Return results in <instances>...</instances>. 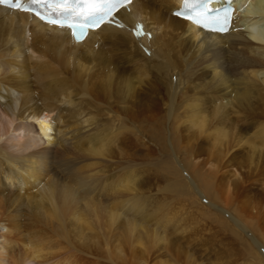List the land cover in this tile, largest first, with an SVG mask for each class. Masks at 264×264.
I'll return each mask as SVG.
<instances>
[{
    "label": "bare ground",
    "instance_id": "6f19581e",
    "mask_svg": "<svg viewBox=\"0 0 264 264\" xmlns=\"http://www.w3.org/2000/svg\"><path fill=\"white\" fill-rule=\"evenodd\" d=\"M181 3L132 0L116 12L118 26L102 24L80 41H74L66 27L0 5V66L13 68L0 77V179H17L27 186L45 181L47 176L35 193L20 188L13 197L0 188V231H16L7 232L6 237L3 232L9 241L0 243L9 246H0V264H46L50 260L78 264L76 258L75 262L71 259L73 251H56L60 241L52 239L41 225H45L44 219L50 220L49 228L54 226L65 235L71 228L67 225L83 219L80 212L84 210L93 212H88L94 214L91 218L104 213L103 217L98 213L101 219L94 223L103 235L109 258L124 264L140 263L149 249L165 246L169 228L182 229L180 211L165 200H150L142 194L143 176L135 168L107 179L108 203L93 196L91 185L109 171L104 167L111 162L113 146L121 149V133L139 118L149 123L152 132L157 131L158 140L169 141L171 156L183 160L190 171L186 180L177 161H168V174L174 177L167 184L169 190L184 196L194 188L202 198L207 194L210 200H221L224 208L209 200L208 205L230 213V227L253 226L250 219L254 215L264 220V210L257 204H264V194L242 186L241 180L264 174V0L212 3H229L234 9L225 32L202 29L175 15ZM137 21L143 24L142 36L132 33ZM108 52L116 56H108ZM130 64L148 68L144 74L149 70L156 73L135 85L126 69ZM29 69L35 78L47 79L38 92L40 102L32 101ZM15 90L25 96L10 99ZM180 94L187 98L189 108L186 119L179 117L178 124L195 132L170 140L162 135L161 122L166 114L171 115ZM69 124L75 126L66 130ZM69 132H75L71 138ZM204 139L212 147L206 157L198 151L204 149ZM242 146L247 155L241 153ZM239 158L244 159L242 163ZM243 194L256 200L251 201V212L247 214L244 208L239 215L231 212L229 203ZM16 201H26L38 221L17 220L21 206H13ZM81 223L78 230H82ZM250 238L255 247L249 249L246 264H264V244L255 234Z\"/></svg>",
    "mask_w": 264,
    "mask_h": 264
},
{
    "label": "rangeland",
    "instance_id": "374dc122",
    "mask_svg": "<svg viewBox=\"0 0 264 264\" xmlns=\"http://www.w3.org/2000/svg\"><path fill=\"white\" fill-rule=\"evenodd\" d=\"M113 54L114 53L111 54V52L107 53L108 56L115 57L116 55L115 54L113 55ZM2 60H5L4 57ZM122 62L123 61L119 63L122 64ZM139 67L138 65L135 66L132 64L128 65V68L126 67V69L129 71L127 72L128 76H130L132 83L135 85L139 84L138 82L139 80H143L146 82L149 77L153 78V75H155L156 73L153 70H149L148 71L149 73H147L148 75L146 73L144 74V72H147L148 68L141 67L140 68L141 70H140ZM8 69L12 71L13 68L9 66V64L1 65L0 72L2 74L0 73V77H2L5 74L12 73L11 71H7ZM29 71L32 73V75L30 74V77H29L30 84L32 85L30 94L32 95V97L33 96L35 97L33 98L32 101L34 102L36 100H39L40 102L41 100L39 99L38 92H41L44 89L43 84L45 83L46 85L47 79L46 78L42 80L37 79L34 77L33 71H31L30 69ZM39 89L40 90L42 89V90L40 91ZM191 92L193 93V91L190 90L189 94H191ZM24 96H25V92H20V91L15 90L13 92V95L9 96V98L10 99H14L18 97L23 98ZM185 99L187 98L184 97L183 94H180L177 97H175L174 106L176 108L174 107L171 115L166 114V116H170V117L165 116L164 118H162L161 130L164 129L163 132L165 133L164 134L162 132V135L164 136L166 135V137L169 138L170 140H175V136L176 135L178 136L179 134H183L186 136V135H189L195 132V129H186V127L184 129L183 125L178 124L181 122L180 120L184 121L186 119L185 116L188 111L187 108L189 107L187 106V102ZM5 100L3 101L7 103L8 101H5ZM39 102L37 101V103ZM174 110L176 111V114ZM173 116H175L176 119ZM137 120H135L136 122H134L133 125H131L129 130L125 129L122 132L123 134L121 133V138H122L121 149L119 147L120 145H118L117 147L116 145L113 146L112 156L110 159L111 162L108 164V166L104 167V169H109V171L105 172L104 176H102L99 179L100 180L98 182L99 184L98 183L96 184L95 182H93V184L91 185L93 196H97L101 198L104 201V203L105 202L108 203V200H107L108 197L106 193L104 192L107 186L106 182H108L107 179L108 178L110 179V177L112 176H116V175L118 176L121 173H127L129 172V169L135 168L143 176V180H144L143 181L144 182L143 191L145 192L142 194L146 195V197H149L150 200H154V201L165 200V202L169 204L170 208H173L175 211L178 210L181 212L182 214L181 217L184 223V225L181 227L182 229H176L177 231H171L169 228L167 232V236L169 237V239L166 240V243H165L166 245L161 246V247L156 246L152 249H149L146 257L143 258V260L137 264H246L247 262H249V260L247 259L248 258L247 254L251 247H255L253 246V243L250 237H252L255 234L258 238L261 239L262 243L264 244V223H263L264 220L263 218L255 216V215L252 216L250 220L253 226L250 225V227H247V228H241V227L237 228V226H234L235 228L230 227L232 224L228 216H231V214L230 213L225 214L224 212L220 211L218 208H212L208 205L209 201H211V202H216V204H219L218 206H221L222 208H224L225 204L223 205V202L221 200L214 199V198L210 200V197L205 193H203L205 194V197L202 198L200 193L198 191H195V189L193 188L191 184L190 186L194 189V190L190 189L189 192L191 195L185 194L183 196L181 194L176 193L173 190H169L170 188L169 186H167V184H169L171 182L170 180H173L174 177L168 174L169 171L167 170V164H168V161L172 162V164L176 163L177 161L176 155L171 156L170 149H169V141L165 142L164 139L158 140L160 138H158L155 134L157 131H154L155 133L152 132L151 126L149 125L147 121H144L145 119L143 120L142 118V121H141V118H139ZM163 120H165V122ZM73 125L74 124H69L66 130H71L73 128ZM189 130L192 132H190ZM73 133L75 132H69L68 138H71L72 135H74ZM136 137L137 138L139 137V138L136 140ZM127 139H129L130 142ZM127 141L129 143H127ZM131 141L133 143H131ZM203 141L205 144V146L204 144L203 146H204V149L206 150L204 149L200 150L201 147H199L198 151L199 152L201 151V154H204V157H206L208 155L207 154L208 150L210 151L212 147L210 146L211 144H209L208 140L204 139ZM181 144L183 143H181L180 141V146ZM243 146L242 148H240L241 153L244 155H247L248 150L247 148ZM133 152H135L136 154ZM130 156H133V157H130ZM202 158L203 157H201V159ZM239 159H241L239 163H242V161L244 160L243 158H239ZM177 164L182 172V175L185 177V179L191 177L190 171H187L184 168L186 163L183 160H178ZM228 169H229L228 171L233 173L232 172L233 170H231L232 168L229 167ZM245 169L246 168H243L242 172H245ZM44 177H46L45 178V181H46L47 176H44ZM103 177H105L104 180H103ZM241 177L242 176H240V178ZM247 177H248V174H247ZM101 179L103 180V182H101ZM0 180L4 181V185L0 184V188L5 190L4 193L6 195H9V192H11L10 194L13 197H14V193H16V191L19 192L20 188H21V191H24L23 189H25V191H30V192L35 193L41 188L40 185H43L45 183V181L41 180L42 182L38 184L35 183L34 185H31L32 183H30V184H27L26 186V184L23 185L19 183L17 179H15V181L14 180L11 181L8 179H0ZM241 180H242V186H245V187L250 186L252 189H255L256 192L264 194V174H262L261 177L260 176L256 177V174H255V175H252L251 178H248V179L243 177ZM202 185L204 184L202 183ZM94 191L96 192V194ZM209 193L212 194V191L210 190ZM249 193L250 192L247 190V195ZM245 196L246 195L243 194L242 197H237L234 202L229 203V205L231 206V207L228 206V208H230L229 210L232 209L231 212H234L235 214L237 213L238 215L241 212L247 210L248 212L247 214H249L252 208L251 201L255 203L256 200L255 199L249 200ZM259 203L261 202H258L257 204L261 207L262 210H264V204H259ZM246 204L250 206H246ZM13 206L17 208L21 206V209L18 210V213H17V220H19L20 222L25 223L30 219L33 221L34 220L38 221V219L35 216H33L35 214V211L34 212L31 211L32 209L28 206L26 201H22V202L16 201L14 202ZM243 208L246 210H244ZM79 211H82V210L80 209ZM82 212H80L82 215H84L82 216V218L85 219L84 223H83V219H81L82 220L81 225L83 227L81 226L80 228L82 230H78L79 228L78 222L79 223L81 222V220H79L73 223L74 225L73 224L67 225L71 228L70 230H67L68 233L65 235L59 232L58 230L54 229L55 228L54 226H53L54 228L53 227L51 228L55 231L50 229L49 228L50 220L48 221L44 219L45 225L44 224L41 225L45 229L44 231L46 233L49 232V235L50 234L52 235V239L55 238L60 241L58 248H56V251L61 254H66V253L71 254V252L73 251L74 256L71 257V259H73V261L75 262V258H76V263L78 264H93V263L94 264H122V263L124 264V262L121 261L120 259L119 260L117 259L114 261L109 258L107 251H106V245L104 244V241H103V235L101 234L100 230H97L99 228L94 223V220H100L101 217H103L104 213L102 212L103 213L102 214L98 212L102 215L96 213L95 218H91L90 215L93 216L94 214L93 215L88 214V212L89 213H93V212L91 211H88L87 213L86 212L82 213ZM39 213L42 216L46 215L44 213V210L42 211L39 210ZM85 213L88 214L89 217L86 216ZM26 214L27 215L29 214V217L27 216L25 217ZM98 215H100L101 217ZM225 219L229 220L227 221L228 222L227 224L226 222H223V220ZM245 219L248 220V216L245 217ZM89 220H92L93 225L91 224V221ZM46 223L48 225H46ZM76 223H77V226L75 225ZM234 224L238 226L239 225L243 226L240 223L239 224L234 223ZM72 225L75 227H72ZM67 226H66V229H69ZM23 228H25V226H23ZM9 231L16 232L9 228L1 229L0 241L2 242L9 241L7 238L6 240L4 238V233L6 237V233L7 232L9 233ZM53 232L55 233V236H53L54 234ZM67 239L70 241L72 240V241L68 243ZM2 245H4V247L9 246L8 243H5V244L0 243V246ZM261 254L264 255V246L261 247ZM46 264H73V263L66 261V260H59V262H57V260L56 261L50 260Z\"/></svg>",
    "mask_w": 264,
    "mask_h": 264
},
{
    "label": "snow or ice",
    "instance_id": "6c2138e0",
    "mask_svg": "<svg viewBox=\"0 0 264 264\" xmlns=\"http://www.w3.org/2000/svg\"><path fill=\"white\" fill-rule=\"evenodd\" d=\"M131 0H0V5H7L12 9L24 12H34L40 19L46 20L49 24L57 25L60 28H69L76 33L79 29L83 34L88 27L96 26L104 21L106 16L120 5L130 3ZM33 5H39L46 8L45 14L35 11ZM185 10L190 15L185 14ZM211 11L208 8V0H183V7L175 15L183 16L185 19L197 24L198 26H207V13ZM231 7L224 10L223 23L219 31H226L227 25L231 19ZM53 17H59L55 19ZM220 17H216L217 23ZM71 21V22H70ZM136 35H142L141 26H137ZM150 35V34H149Z\"/></svg>",
    "mask_w": 264,
    "mask_h": 264
},
{
    "label": "water",
    "instance_id": "95a60500",
    "mask_svg": "<svg viewBox=\"0 0 264 264\" xmlns=\"http://www.w3.org/2000/svg\"><path fill=\"white\" fill-rule=\"evenodd\" d=\"M81 37H79V40H80Z\"/></svg>",
    "mask_w": 264,
    "mask_h": 264
}]
</instances>
